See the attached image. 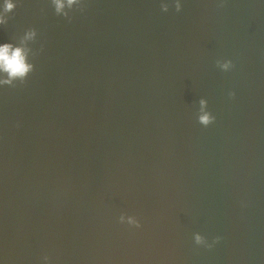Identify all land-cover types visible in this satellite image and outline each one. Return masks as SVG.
<instances>
[{"label":"water","instance_id":"water-1","mask_svg":"<svg viewBox=\"0 0 264 264\" xmlns=\"http://www.w3.org/2000/svg\"><path fill=\"white\" fill-rule=\"evenodd\" d=\"M12 2L0 264H264V0Z\"/></svg>","mask_w":264,"mask_h":264},{"label":"clouds","instance_id":"clouds-1","mask_svg":"<svg viewBox=\"0 0 264 264\" xmlns=\"http://www.w3.org/2000/svg\"><path fill=\"white\" fill-rule=\"evenodd\" d=\"M83 0H80L82 4ZM52 5H54L55 13L58 16H64L68 18L69 12H64L63 9L65 7L62 0H51ZM77 3V0H67L68 7L71 9L73 4ZM16 8V4L12 2V0H4V4L2 6V11H0V25H5L7 23L6 16L9 13H12ZM176 11L179 12L181 10V5L179 2L175 5ZM163 11H168L167 5H162ZM28 38L33 39L37 36L35 29H30L26 31ZM36 56L34 53L33 58ZM217 66L221 68L223 71H228L232 67L231 61L220 63L217 61ZM34 71V65L32 63H28V55L26 51L21 47H13L11 43H5L0 46V72L6 74V79L0 80V86H10L16 87V84L13 81H19L20 84H24L29 76V73ZM200 111L203 112V115H200L198 118V122L207 127L212 124L215 120V117L212 116L208 111L205 112V108H207V101L201 99L199 101ZM196 243H201V236H195ZM45 260H48V257H44Z\"/></svg>","mask_w":264,"mask_h":264}]
</instances>
